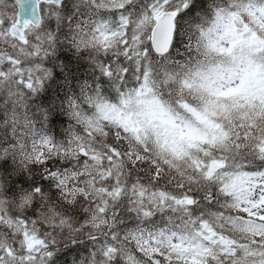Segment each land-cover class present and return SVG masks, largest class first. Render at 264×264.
<instances>
[{
	"label": "snow or ice",
	"instance_id": "6c2138e0",
	"mask_svg": "<svg viewBox=\"0 0 264 264\" xmlns=\"http://www.w3.org/2000/svg\"><path fill=\"white\" fill-rule=\"evenodd\" d=\"M0 264H264V0H0Z\"/></svg>",
	"mask_w": 264,
	"mask_h": 264
}]
</instances>
